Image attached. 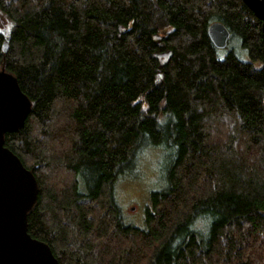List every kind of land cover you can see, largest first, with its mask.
Here are the masks:
<instances>
[{
	"label": "trees",
	"instance_id": "trees-1",
	"mask_svg": "<svg viewBox=\"0 0 264 264\" xmlns=\"http://www.w3.org/2000/svg\"><path fill=\"white\" fill-rule=\"evenodd\" d=\"M1 69L32 102L5 137L39 186L28 232L60 264H264V38L242 0H0ZM148 146L166 189L139 229L114 187Z\"/></svg>",
	"mask_w": 264,
	"mask_h": 264
},
{
	"label": "water",
	"instance_id": "water-1",
	"mask_svg": "<svg viewBox=\"0 0 264 264\" xmlns=\"http://www.w3.org/2000/svg\"><path fill=\"white\" fill-rule=\"evenodd\" d=\"M262 23L264 38V0H242ZM3 52L9 50L11 35L6 30ZM9 34V35H7ZM208 34L215 47L225 50L231 34L221 22L213 23ZM172 52L158 55L168 63ZM32 102L22 91L18 79L0 70V264H60L50 246L28 232V216L38 202L39 186L32 171L5 147V137L22 129L31 113Z\"/></svg>",
	"mask_w": 264,
	"mask_h": 264
},
{
	"label": "rangeland",
	"instance_id": "rangeland-1",
	"mask_svg": "<svg viewBox=\"0 0 264 264\" xmlns=\"http://www.w3.org/2000/svg\"><path fill=\"white\" fill-rule=\"evenodd\" d=\"M234 45L241 59L248 62L249 57L240 42ZM227 53L228 50H223V56ZM161 60L164 63V58ZM165 163L163 150L148 146L120 174L114 187V201L124 225L146 228V216L152 208V195L166 189L165 172L162 170ZM197 228H203L202 222H198Z\"/></svg>",
	"mask_w": 264,
	"mask_h": 264
},
{
	"label": "flooded vegetation",
	"instance_id": "flooded-vegetation-1",
	"mask_svg": "<svg viewBox=\"0 0 264 264\" xmlns=\"http://www.w3.org/2000/svg\"><path fill=\"white\" fill-rule=\"evenodd\" d=\"M226 49H227V48H226ZM226 49H225V50H226Z\"/></svg>",
	"mask_w": 264,
	"mask_h": 264
},
{
	"label": "bare ground",
	"instance_id": "bare-ground-1",
	"mask_svg": "<svg viewBox=\"0 0 264 264\" xmlns=\"http://www.w3.org/2000/svg\"><path fill=\"white\" fill-rule=\"evenodd\" d=\"M123 214V213H122Z\"/></svg>",
	"mask_w": 264,
	"mask_h": 264
}]
</instances>
